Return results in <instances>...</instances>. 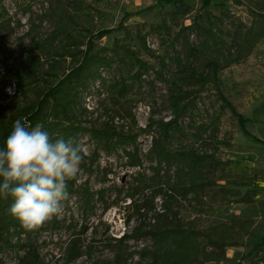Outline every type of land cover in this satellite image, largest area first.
<instances>
[{"label":"trees","instance_id":"1","mask_svg":"<svg viewBox=\"0 0 264 264\" xmlns=\"http://www.w3.org/2000/svg\"><path fill=\"white\" fill-rule=\"evenodd\" d=\"M2 1L0 0V18L3 22L9 14ZM57 1L58 6L54 11L58 14L59 21L55 23V29L48 35V40L43 42L36 40L38 35L35 34L31 44V47L45 49L44 52L51 60L48 70L40 75V57L32 55L11 63H8L7 58L4 69H0V99L8 97L4 92L5 84L13 81L15 86V94L11 100L6 105H0V148L5 146L14 122L21 119L22 123L33 127L37 123L43 124L44 130L49 132L53 141L72 138L79 144L80 136L89 132L98 139L100 147L107 153L122 149L128 165L141 168L143 160L139 138L143 134L151 135L148 152L156 162L153 168L155 174L151 182H146L144 174L136 173L134 184L126 193L130 203L126 206L128 214L125 222L130 223L135 216L143 220L131 232H124L121 237L113 238L119 245L115 264H122L127 259H131V264L227 263L231 260L227 257L228 249L246 245L235 240L236 234L250 236L256 226V219L234 215L225 222L203 228L199 218L184 220L178 207L181 200L202 201L207 189L214 183L215 171L225 164L217 156L221 119L225 109L231 111L238 124L242 125L246 121L225 96L221 73L246 60L257 46L264 43V0H234L248 7L253 14V20L250 25L233 20L231 32L223 29L220 17L208 11L214 0H202L201 8L205 13L198 14L192 24L182 29L195 31L198 41L192 43L189 34L184 36L183 52H178L176 57H172L170 53L158 57V66L140 58L139 51L134 50L128 43L115 41L111 48L105 47L96 51V39L112 35L122 24L115 28L98 29L97 14L82 6V1L75 0L77 5L70 10L62 5L61 0ZM166 2L173 3L177 11L184 15L189 12L184 0ZM227 2L232 3L233 0ZM36 30L33 23L28 34ZM155 31L162 35L163 42L168 47L176 51V43L170 42L169 21L156 26ZM137 35L142 48L149 51L146 42L148 34L139 31ZM56 41L60 42L58 47L55 46ZM118 60L127 68L129 79L141 81L146 73L152 71L156 80L167 86L170 118L150 117L147 127L142 128L137 125L136 116L129 112L135 129L128 132L117 130L112 125L98 128L85 124L82 119L88 112L83 102L85 93L92 83L103 80L101 69L111 67ZM61 61L69 62L67 69L58 74ZM168 61H172L173 71L167 70ZM133 70L135 73L131 74ZM113 88L120 96H125V93L132 90L133 84H126V78H123ZM206 93H212L221 105L219 109H213L207 120L199 122L196 120V112L199 101ZM185 118H190L195 126L196 132L193 135L200 144L196 147L181 144L173 148V136L189 135L183 125ZM82 155L80 167L85 169L84 160L88 157L83 153ZM219 181H223L219 189L221 204L252 206L257 202L260 186L257 173L228 174ZM67 191L68 198L76 195L82 201L86 215L94 211L98 201H104L106 193V189L91 190L88 182L78 186L76 180L68 181ZM157 197H161L160 208L157 207ZM13 202L11 197H0V254L6 249L23 250L21 264H42L38 249L22 242V235L31 237L34 233L38 234L42 227L32 231L24 229L9 211ZM118 202L117 200L116 203ZM150 212H153V222L147 223L145 219ZM52 225L58 228L60 222L54 220ZM87 228L85 225L82 232ZM145 236L152 239V247L130 252L124 258L126 242ZM14 237H17L16 242ZM92 253L91 247L84 249L79 238L73 239L64 251L63 264H72L84 255L90 259ZM134 255L139 256L137 260H134ZM236 263L264 264V235ZM94 264L110 263L95 261Z\"/></svg>","mask_w":264,"mask_h":264},{"label":"rangeland","instance_id":"2","mask_svg":"<svg viewBox=\"0 0 264 264\" xmlns=\"http://www.w3.org/2000/svg\"><path fill=\"white\" fill-rule=\"evenodd\" d=\"M82 6L96 13V25L101 28H115L122 24L120 29L112 35L96 39L95 48L99 51L103 48H111L115 41L128 43L134 50L139 51L140 58L158 66V57L170 53L176 57L178 52H183L182 43L184 36L189 34L192 43L198 41L195 31H182L193 23L202 11V0H184L189 7V12L184 15L177 11L173 3L166 0H80ZM66 9H72L77 5L75 0H61ZM9 16L3 22L0 18V69L3 70L5 61L8 63L20 60L25 56H39V74L48 70L49 56L40 47H31L32 38L37 34L36 40L43 42L48 40V35L55 29V23L59 21L58 14L54 11L58 6L57 0H3ZM1 4V3H0ZM213 15L222 19L225 31L231 32L232 21L240 20L245 25H250L253 14L248 7L233 0H214L208 9ZM83 20V19H82ZM169 21L171 26V41L176 43V51H173L163 42L162 35L155 31V27ZM33 23L36 32L28 34ZM84 21H82V25ZM147 33L146 51L141 46L137 32ZM228 38V37H227ZM43 44V43H41ZM60 42L56 41L55 46ZM110 55V54H109ZM69 61H61L57 69L62 74L67 69ZM121 61H114L109 68L101 69L102 81H95L85 93L83 100L88 112L82 117L88 127L107 128L115 126L117 130L125 132L135 129L129 112L136 116L137 125L146 128L150 117L170 118V110L167 103V86L156 80L152 71L146 73L141 81L128 78L127 68ZM168 71H173L172 61H168ZM135 70L131 71V74ZM126 78V84H133L130 92L120 96L113 85ZM222 90L225 96L234 104L246 121L241 125L229 109H225L220 125L219 148L217 156L225 162L214 175V183L207 189L202 201L179 202V213L184 220L200 219L203 228L225 222L237 215L241 217L255 218L257 226L251 236L236 234L235 240L241 244H249L245 249L249 251L254 242L264 235V43L257 46L253 53L243 62L232 65L221 73ZM0 87H2L0 85ZM4 92L8 97L0 99V105H6L15 94L13 81L4 85ZM221 102L212 93L203 95L198 104L196 120H207L213 109H219ZM188 136L175 135L172 138V147L185 144L189 147L199 146L196 140V128L190 118L183 120ZM151 135L143 134L139 138V146L142 149L141 158L143 166L133 168L128 165L127 157L122 149L117 152L107 153L100 147L98 139L89 132L80 136L79 145L82 153L88 157L84 160L86 168L81 169L78 186L88 182L91 190L106 189L104 201H98L92 213L85 214L83 203L78 196H70L61 202L62 213L58 217L45 223L38 234L31 237L22 235V242L35 246L41 257L42 264H63V254L71 240L79 238L84 249L91 247L92 257L84 255L72 264H94L95 261L115 264L119 245L114 237L121 236L124 232H131L143 218L135 216L130 223L125 222L128 214L126 206L130 199L126 197L128 189L134 184L136 173L144 174V180L151 182L154 176L155 160L149 155ZM174 169V168H173ZM171 169L170 174H173ZM240 172H255L259 175L260 186L258 188L259 202L253 206H235L234 204H221L219 197L220 178L228 174ZM164 171L161 173L163 174ZM119 190H122L120 193ZM148 189L146 190V192ZM119 201L116 203V201ZM161 197H157V207L160 208ZM177 208V207H176ZM235 208V209H234ZM153 212H150L145 221L153 222ZM59 221L60 227L55 228L53 221ZM87 230L82 232L84 226ZM17 237H14L16 242ZM153 241L150 237H142L138 240L126 242L125 255L138 251L144 247L151 248ZM24 251L3 250L0 254V264H21L20 258ZM233 259L224 264H238L242 252L229 251ZM134 255V260L138 259ZM122 264H131L127 259ZM215 264V263H209ZM241 264V263H239ZM243 264V263H242Z\"/></svg>","mask_w":264,"mask_h":264},{"label":"clouds","instance_id":"3","mask_svg":"<svg viewBox=\"0 0 264 264\" xmlns=\"http://www.w3.org/2000/svg\"><path fill=\"white\" fill-rule=\"evenodd\" d=\"M82 148L72 138L52 140L41 123L14 122L0 148V197L13 198L10 213L29 231L62 213L68 181H78Z\"/></svg>","mask_w":264,"mask_h":264},{"label":"crops","instance_id":"4","mask_svg":"<svg viewBox=\"0 0 264 264\" xmlns=\"http://www.w3.org/2000/svg\"><path fill=\"white\" fill-rule=\"evenodd\" d=\"M256 199H257V202H256L255 204H257V203L259 202V199H258V192H257V198H256ZM255 204H254V205H255ZM235 206H238V205H234V207H235ZM241 206H243V205H241ZM252 206H253V205H252ZM234 209H235V208H234ZM235 213H236L235 215H237L238 211H236ZM237 216H240V215H237ZM240 217H241V216H240ZM243 218H246V217H243ZM254 219H255V218H254ZM256 226H257V221H256ZM256 226H255V227H256ZM254 229H255V228H254ZM254 229H253V230H254ZM253 230H252V231H253ZM252 231H251V233H252ZM251 233H250V236H251ZM250 236H249V237H250ZM249 241H250V240H249ZM249 241H248V242H249ZM248 242H247V243H248ZM247 243L245 242L246 245H241V246H238V247H232V248L228 249V251H227V257H228L229 259H233L232 256H230L229 251H232L233 253H235V252H242V253L246 252L245 249H248L247 246L249 245V244H247ZM242 255H243V254H242Z\"/></svg>","mask_w":264,"mask_h":264},{"label":"built area","instance_id":"5","mask_svg":"<svg viewBox=\"0 0 264 264\" xmlns=\"http://www.w3.org/2000/svg\"><path fill=\"white\" fill-rule=\"evenodd\" d=\"M123 234H124V233H123ZM123 234H122V235H123ZM122 235H121V236H122ZM121 236H119V237H121ZM119 237H117V238H119Z\"/></svg>","mask_w":264,"mask_h":264}]
</instances>
